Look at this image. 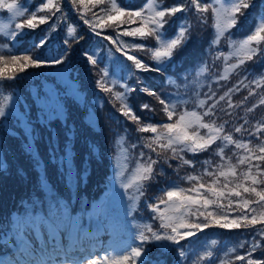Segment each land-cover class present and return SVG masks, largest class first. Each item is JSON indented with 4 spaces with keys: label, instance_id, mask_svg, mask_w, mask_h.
<instances>
[{
    "label": "snow or ice",
    "instance_id": "obj_1",
    "mask_svg": "<svg viewBox=\"0 0 264 264\" xmlns=\"http://www.w3.org/2000/svg\"><path fill=\"white\" fill-rule=\"evenodd\" d=\"M71 3L80 13V19L96 36H101L98 28L113 29L115 39L111 35L103 38L116 45L115 50L122 52L127 60L131 61L130 65L122 66V70L127 73L123 77L125 81L129 77H136L137 70L164 72L166 66L172 63L173 57L191 38L192 25L185 14L194 12L197 22L206 24L208 13H211V27L214 30L209 49L211 65L208 61L202 62L194 70L190 83L187 77L184 78L185 95L190 87L195 85L192 94L187 95V98L178 93L161 96L156 91L142 89L147 95L156 98L166 120L156 123L141 122V117L129 103L130 94L136 89L126 82L121 83V79L115 74L110 77L107 68L100 70V79L97 81L100 89L105 93H111L114 107L116 102H119L117 111L136 125L137 133L148 134L138 136V143L129 144L127 135L118 137L116 141L113 166L116 169V176L121 179L120 186L130 202L126 215L136 210L148 184L157 175L164 174L165 164L171 167L170 161L178 160L179 167L186 165L195 169L196 162L185 158L186 154L192 153L195 156L209 151L212 156L218 157L219 161L214 164L211 159L204 160L201 165L202 171H194L181 177L189 187L185 188L172 182L168 188L162 189L163 194L155 197L153 203L146 204L152 212L151 219L159 223L154 227L151 222H132L136 229L132 240L139 241L138 244H126L119 249L111 248L106 254L93 258L88 256L72 258L65 252L62 264H68L69 260L71 264H164L158 258L155 261L149 259L151 249L146 247L149 244L162 250L161 254L163 250L171 248L183 261L188 258L190 249H186L182 242L190 241L209 227L229 231L252 230L251 241L244 240L227 248L220 259V264H235L236 261H244L245 264H264V259L253 258V253L257 250L264 251L261 244L264 240V117L257 120L251 128L246 127L250 124L248 114L253 113L257 107L264 106V93H261L250 107L244 108L250 97L256 96L259 89H264V74L254 76L250 81L245 75L219 96L209 83L208 91L201 94L204 80H214L217 83L228 81L233 74H238L237 70L248 61L257 56H264V15L259 16L253 30L243 38L233 39L231 32L237 27L245 12L255 7L254 0H208V2L180 0L179 3L172 5H166L165 0H145L141 6L135 8L122 3L121 0H88V3H85V0H71ZM89 4L91 8L88 7ZM0 10H6L10 14L7 22L0 21V35L11 41H23L26 29L34 30L39 25L48 24L53 17L63 22L64 17L59 0H42L32 11L20 0H0ZM90 11L92 15L88 17L86 14ZM57 13L60 16H57ZM178 13L181 14L182 22L177 30L170 34L166 26ZM17 20L19 22H16ZM58 26L55 22L50 24L44 37L38 38L30 49L21 54H17L7 43L0 44V83L21 78V74H25L27 69L62 65L67 59V51L51 58H47L44 52L35 53L36 48L46 46L51 33L56 32ZM67 35L76 40L82 38L77 36V29L73 25L68 26ZM121 36L138 38L145 42L151 40L154 43L150 46L147 43L125 42L120 39ZM222 41L227 46L226 52L220 49ZM64 43L68 44V40L66 39ZM129 51L146 52L154 64L145 63L143 58L129 54ZM85 55L91 64L98 63L95 52ZM216 61H220L222 67L218 73L213 74L212 67ZM136 79L138 85L142 83L140 77ZM168 84L176 89L181 87L172 78L168 79ZM117 86L123 91L115 90ZM245 89L248 94L234 103L232 96ZM11 100L12 96H5L0 103V118L8 115ZM189 104H192L191 109L188 107ZM140 107L153 113L156 111L148 103ZM241 108L244 109L243 116H239L235 111ZM237 118L242 120V123L237 124ZM235 134L241 135L237 137ZM137 147H140L141 151L132 156L130 150ZM144 149H147V153ZM228 149L231 150V154L226 155ZM131 160L135 163L129 171ZM0 167L4 165L0 164ZM205 178H208L207 181ZM65 219L68 221L71 219L67 216L66 210ZM64 226L63 220H51L49 222L51 234L43 244L40 238H37L32 246V255L43 257L49 245L54 251L60 249L62 246L57 241L58 236H62ZM74 227L83 231L78 224ZM84 235L87 237L89 234L85 232ZM211 243L215 245L217 242L213 240ZM245 244L249 245L247 253L236 254L238 248H244ZM76 246L83 249V242L79 238L76 240ZM213 256L212 250H206L196 257L193 264H200ZM0 264L5 262L0 260ZM15 264L57 262L49 257L48 260L42 258L17 260Z\"/></svg>",
    "mask_w": 264,
    "mask_h": 264
},
{
    "label": "trees",
    "instance_id": "obj_2",
    "mask_svg": "<svg viewBox=\"0 0 264 264\" xmlns=\"http://www.w3.org/2000/svg\"><path fill=\"white\" fill-rule=\"evenodd\" d=\"M20 2L26 3L32 11L42 0H20ZM59 2L64 13L63 22L53 17L48 24L39 25L34 30L26 29L23 41H11L0 35V44L7 43L17 54H21L30 49L38 38H43L48 32L49 25L55 22L59 25L57 31L51 33L46 46L36 48L35 53L44 52L47 58H51L67 51V59L62 65L27 69L25 74H21V78L0 83V103L3 102L5 96H12L7 110L8 115L0 118V164L4 165L0 167V241L6 235V229L10 227L14 213L34 215L41 211L50 221L63 220L65 221L63 228H70L73 217L81 213L86 215L90 199L96 198L103 190V183L108 172L107 151L109 150L114 157L117 138L127 135L128 143L132 144L138 143V136L148 135L137 133L136 125L117 111L119 102H116L114 107L111 93H105L100 89L97 81L100 79L101 69L107 68L110 77L115 74L121 79V83L126 82L130 87L135 88L136 91L130 94L129 103L136 114L141 117V122L156 123L166 120V117L160 111L161 106L156 98L147 95L142 89L156 91L161 96L178 93L187 98V95L192 94V88H195V85H192L185 95L184 78L187 77L190 83L194 70L202 62L208 61L211 65L209 49L214 30L211 27L210 12L206 24L198 23L194 12L185 14L186 19L192 25L191 38L173 57L172 63L166 66L164 72L137 70L136 77L142 80V83L138 85L136 77H129L126 81L123 79L127 73L122 70V66L130 65L131 61H128L122 52L115 50L116 45L103 38L111 35L115 39L113 29L111 27L98 28L97 31L101 32V36H96L80 19V13L72 6L71 0H59ZM121 2L135 8L141 6L145 0H121ZM179 2L180 0H165L166 5ZM202 2H208V0H202ZM85 3H88V0H85ZM254 4L255 7L248 9L240 18L237 27L231 30L233 39H241L249 34L259 16L264 15V0H254ZM78 7L83 6L78 5ZM88 7L91 8V5L89 4ZM92 11H98V9H92ZM9 15L6 10H0V21L7 22ZM38 15H45V13H38ZM86 15L91 17L92 12ZM57 16L60 14L57 13ZM180 16L181 14L178 13L166 26L170 34L174 33L182 22ZM69 25L76 27L77 36L82 37L81 39L76 40L67 35ZM66 39L68 44L64 43ZM120 39L125 42L147 43L150 46L154 43L151 40L145 42L127 36H121ZM220 49L228 51L223 41ZM94 52L98 60L96 65L88 62L85 55V53L91 55ZM129 54L143 58L145 63L154 64L149 60L146 52L129 51ZM221 67V62L216 61L212 67V73H218ZM237 72L238 74H233L228 81L217 83L214 80H204L201 94L208 91L209 83L219 96L243 79L245 75L250 81L254 76L264 74V56L254 57ZM57 73H61L60 77ZM169 78L176 80L181 87L176 89L170 86ZM115 90L123 91L119 86ZM261 93H264V89H259L256 96L250 97L244 108L255 103ZM247 94L246 89L242 90L234 94L232 100L237 103ZM144 103L150 104L156 111L153 113L141 109L140 105ZM188 107L191 109L192 104ZM235 111L239 113V116L244 115L243 108ZM261 117H264V106L257 107L253 113L248 114L250 124L246 127L251 128ZM224 118L230 119L229 117ZM239 123H242V120L237 118V124ZM235 135L239 137L241 134ZM253 142L255 143V140ZM139 151H141L140 147L130 150L132 156H136ZM144 151L147 153V149ZM228 154H231L230 149L226 150V155ZM153 158H155L154 153ZM185 158L196 162L195 169L186 165L179 167L180 161L178 160L170 161L171 167L165 164L164 174L157 175L148 184L145 195L140 199L136 210L127 215V205L130 202L120 186L121 179L116 176L114 168L115 176L110 182L113 191L104 207L103 216L114 212L122 219L126 229L123 238H130L135 233L136 229L132 222H151L154 227L158 225L159 221L151 219L152 212L146 206V200L148 203H153L155 199L151 198L161 196L162 189L168 188L172 182L185 188L189 187L181 177L192 174L194 171H202L201 165L204 160L211 159L214 164L219 161V158L212 156L210 151L195 156L187 153ZM134 163V160L129 161V171ZM207 179L205 178V181ZM62 205L67 209L70 221L65 219V213L61 210ZM52 208L56 209L55 213ZM251 231L250 229L229 231L209 227L199 232L193 242H182L185 248L189 243L194 245L183 264H193L198 255L209 249L213 251L214 256L200 264H220V259L227 248L244 240L251 241ZM213 240L217 242L215 245L211 243ZM261 244L264 247V240ZM146 247L151 249L149 259L152 261L158 258L164 264H177L179 260L177 253L171 248L163 250L161 254L162 250L152 244ZM248 248L249 245L245 244L244 248H238L236 254L245 255ZM0 254H12V248L0 242ZM253 258L264 259V251L257 250L253 253ZM235 264H245V262L236 261Z\"/></svg>",
    "mask_w": 264,
    "mask_h": 264
},
{
    "label": "rangeland",
    "instance_id": "obj_3",
    "mask_svg": "<svg viewBox=\"0 0 264 264\" xmlns=\"http://www.w3.org/2000/svg\"><path fill=\"white\" fill-rule=\"evenodd\" d=\"M60 77L61 73H57ZM64 81V79H63ZM103 199H101L102 201ZM100 202L94 206V212L91 218L86 217L85 224L80 225L82 218L76 216L69 229V234L62 228V236H58V243L62 246L60 249L53 250L51 245L48 246L47 252L43 257L32 255V246L35 244L37 238L41 240V244L47 240L51 234L49 226L41 219L40 215H32L30 213H14L12 216V226L6 229V235L1 239V243L9 245L12 248V254H0V260H3L5 264H15L17 260L24 261L33 259L48 260L49 257L57 264H62L64 261V253L67 252L72 258L88 256V258L98 257L106 254L111 248L119 249L126 244H137V241H133L132 237L123 238L126 233L124 223L122 219L114 212H109L102 217L101 227L98 226L99 219L97 211L99 210ZM102 205V203H101ZM101 207V206H100ZM53 213L56 212L55 208H52ZM61 210L67 213L66 207L61 206ZM102 211V210H101ZM104 212V209H103ZM92 219H96L97 223L94 226ZM78 224L83 231L79 228H75L74 225ZM38 226V227H37ZM89 235L85 237L84 233ZM79 238L83 242V249L76 246V240ZM196 240V237L191 238V242ZM223 244H221L222 246ZM194 248L193 243H189L186 249H190L191 253ZM188 252V253H189ZM59 253V254H58ZM185 260L181 261L179 258L177 264H183ZM71 264V260L68 261Z\"/></svg>",
    "mask_w": 264,
    "mask_h": 264
}]
</instances>
